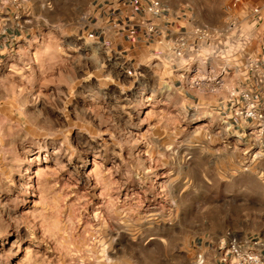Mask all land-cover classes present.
I'll list each match as a JSON object with an SVG mask.
<instances>
[{"label":"clouds","instance_id":"9594fccd","mask_svg":"<svg viewBox=\"0 0 264 264\" xmlns=\"http://www.w3.org/2000/svg\"><path fill=\"white\" fill-rule=\"evenodd\" d=\"M0 264H264V0H0Z\"/></svg>","mask_w":264,"mask_h":264}]
</instances>
